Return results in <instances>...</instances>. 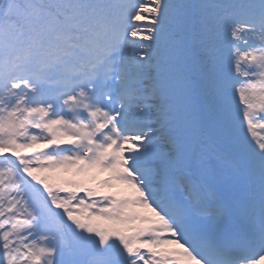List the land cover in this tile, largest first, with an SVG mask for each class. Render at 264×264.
<instances>
[{
	"label": "snow or ice",
	"instance_id": "6c2138e0",
	"mask_svg": "<svg viewBox=\"0 0 264 264\" xmlns=\"http://www.w3.org/2000/svg\"><path fill=\"white\" fill-rule=\"evenodd\" d=\"M0 264H264V0H0Z\"/></svg>",
	"mask_w": 264,
	"mask_h": 264
}]
</instances>
